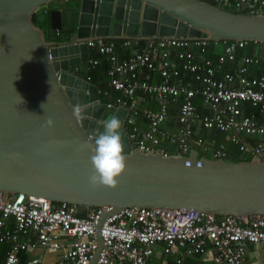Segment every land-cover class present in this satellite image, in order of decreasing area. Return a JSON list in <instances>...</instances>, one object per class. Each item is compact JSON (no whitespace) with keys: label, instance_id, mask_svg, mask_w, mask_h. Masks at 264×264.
I'll list each match as a JSON object with an SVG mask.
<instances>
[{"label":"water","instance_id":"95a60500","mask_svg":"<svg viewBox=\"0 0 264 264\" xmlns=\"http://www.w3.org/2000/svg\"><path fill=\"white\" fill-rule=\"evenodd\" d=\"M48 1L0 0V191L107 207L89 264L102 246L101 222L126 207L264 215V152L239 161L198 157L195 149L163 156L132 147L121 128L127 159L117 186L89 184L105 109L96 86L69 71L86 61V41L96 38L264 41V15L203 0H78L72 10H49L47 38L31 16ZM77 105L83 119L73 116ZM124 112L118 107L111 117Z\"/></svg>","mask_w":264,"mask_h":264},{"label":"built area","instance_id":"2783aa9c","mask_svg":"<svg viewBox=\"0 0 264 264\" xmlns=\"http://www.w3.org/2000/svg\"><path fill=\"white\" fill-rule=\"evenodd\" d=\"M210 1L222 9L264 15V0ZM249 43L264 52V41L250 39L222 41L214 56L203 39L86 41L105 56L108 89L101 91L102 103L105 109H125L120 119L132 147L165 156L184 154L192 146L220 159L229 156L227 144L242 156L264 152V141H252L264 137V54L236 56ZM117 46L131 50L120 59ZM96 64V58H87L71 70L76 74ZM137 121L144 123L142 129ZM201 129L218 131L226 139L202 138ZM106 209L0 191V243L8 244L0 264H17L18 251L35 249L55 251L57 264H89L96 250V225ZM99 234L102 246L92 264H147L158 244L164 255L174 257L172 264L207 248L213 250L214 264H241L246 243L264 245V215L126 207L106 216ZM25 264H41V259L32 254Z\"/></svg>","mask_w":264,"mask_h":264},{"label":"crops","instance_id":"0c3cea01","mask_svg":"<svg viewBox=\"0 0 264 264\" xmlns=\"http://www.w3.org/2000/svg\"><path fill=\"white\" fill-rule=\"evenodd\" d=\"M119 41V40H116ZM258 45L256 43H249L244 49L245 50H250V52H261L262 54H264V52H262L259 47H257ZM222 47V44L216 49V44H212L211 47L208 43V52L210 50H212V52L218 53L220 52ZM131 48H120V47H116L115 48V52L117 54L118 58H123L125 57L129 52H130ZM95 51V49L93 47H90L88 49V55L87 58H89L91 55V52L93 53ZM242 54H246L245 52H241ZM95 54V53H94ZM139 127L142 129L144 127V123L141 121H137ZM202 131V130H201ZM200 131V132H201ZM212 132V133H211ZM215 131H210L209 133L207 131H204V137L205 138H214L217 141H225L226 136L225 134H220L218 135V137H215V134L213 133ZM253 139L255 140H262L264 141V137H254ZM230 144H227L226 146H228ZM231 148H234L232 145H230ZM229 153V152H228ZM81 213H83V210L80 211ZM11 225V224H10ZM65 239V238H63ZM66 240V239H65ZM8 244L7 242H2L0 243V263L3 260V256H4V252L7 249ZM245 248V253L243 256V260L241 262V264H264V245L262 244H258V243H246L244 245ZM213 250L211 248H207V250L202 253V254H195V255H189V256H184L181 264H214L211 260V256H212ZM38 255L41 259V264H57V255L55 251H51V250H46V249H35L32 252H22V251H18L17 252V256H18V263L17 264H25L26 260L31 256V255ZM174 260V257L171 255H164L161 251V245L158 244L156 246H154L153 251L150 255V257L148 258V263L147 264H172Z\"/></svg>","mask_w":264,"mask_h":264},{"label":"clouds","instance_id":"9594fccd","mask_svg":"<svg viewBox=\"0 0 264 264\" xmlns=\"http://www.w3.org/2000/svg\"><path fill=\"white\" fill-rule=\"evenodd\" d=\"M30 59V56L27 58ZM81 106L73 109V116L83 119ZM49 127L53 121H46ZM103 131L99 132L94 139L93 154L90 157L92 174L88 178L89 184L103 185L109 188L117 186V178L126 168V155L124 143L121 137L122 121L118 117H111L102 121Z\"/></svg>","mask_w":264,"mask_h":264},{"label":"trees","instance_id":"16d2710c","mask_svg":"<svg viewBox=\"0 0 264 264\" xmlns=\"http://www.w3.org/2000/svg\"><path fill=\"white\" fill-rule=\"evenodd\" d=\"M209 3H213L212 1L208 0ZM78 3V0H49L48 2L42 4L41 6H39L34 13L31 16V21L33 23L34 26H37L39 28L42 29V31H46L49 33L47 38H50L54 31L49 29V10L50 9H59L62 12L66 9V8H71V6L76 7ZM223 8L225 10H230V11H235L231 6H223ZM44 33V32H43ZM45 34V33H44ZM221 43V41H219ZM210 47L212 44H216L214 41H208ZM245 48V47H244ZM244 48L238 49L236 52V56H239L240 54H242L241 52H245L247 55L252 54V52H250V50H245ZM95 53V54H94ZM90 58H96L98 60V64H96L93 67H88L86 70H83V72H79L76 75L80 76L82 79H84L86 76H88V82L95 85L97 90H98V97L99 99L103 100L102 98V94L101 91H103L104 89H108L107 86V79L108 77L106 76V67H107V61L105 60V56L98 54L96 49L95 51L91 54ZM209 55L214 56V53L212 52V50L209 51ZM248 110V109H247ZM249 111H252L253 113H256V109H251L249 108ZM170 125H172L171 122H169ZM202 130V129H201ZM200 130V131H201ZM204 130H202L200 132V135L202 138L204 137L203 134ZM212 133V132H211ZM215 134V137H218L219 132L215 131L213 132ZM221 134V133H220ZM255 139H252V141H254ZM193 149V147H190V150ZM227 152H229V156L225 157V160L228 161H239V160H249L250 157L247 156H242L240 153H238L236 151L235 148H231L230 145L227 146ZM198 153V157H207L209 154L206 153H202V152H197ZM172 154H176V153H172ZM184 154H187L184 153Z\"/></svg>","mask_w":264,"mask_h":264},{"label":"rangeland","instance_id":"374dc122","mask_svg":"<svg viewBox=\"0 0 264 264\" xmlns=\"http://www.w3.org/2000/svg\"><path fill=\"white\" fill-rule=\"evenodd\" d=\"M44 33H45V37H48V32H47V30L46 31H43ZM51 37L53 36V34L52 35H50ZM216 43V49L221 45V43L220 42H215ZM113 109H105L104 110V114H105V119H110V117H111V115L113 114ZM196 151H197V149L196 148H194Z\"/></svg>","mask_w":264,"mask_h":264},{"label":"flooded vegetation","instance_id":"af4514ba","mask_svg":"<svg viewBox=\"0 0 264 264\" xmlns=\"http://www.w3.org/2000/svg\"><path fill=\"white\" fill-rule=\"evenodd\" d=\"M74 7L73 6H71V8L69 9V8H67L68 10H72ZM45 35V34H44ZM69 71L70 72H72V70H71V66H69ZM74 74V73H73ZM77 74V73H76ZM99 101L100 102H102V100L101 99H99ZM105 109V108H104Z\"/></svg>","mask_w":264,"mask_h":264}]
</instances>
